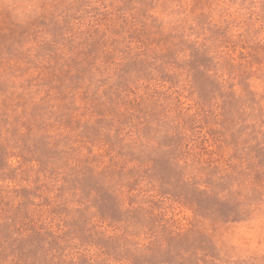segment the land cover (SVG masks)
<instances>
[{
  "label": "rangeland",
  "instance_id": "1",
  "mask_svg": "<svg viewBox=\"0 0 264 264\" xmlns=\"http://www.w3.org/2000/svg\"><path fill=\"white\" fill-rule=\"evenodd\" d=\"M0 264H264V0H0Z\"/></svg>",
  "mask_w": 264,
  "mask_h": 264
}]
</instances>
